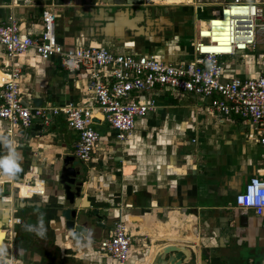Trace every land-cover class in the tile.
I'll list each match as a JSON object with an SVG mask.
<instances>
[{
    "label": "crops",
    "instance_id": "obj_1",
    "mask_svg": "<svg viewBox=\"0 0 264 264\" xmlns=\"http://www.w3.org/2000/svg\"><path fill=\"white\" fill-rule=\"evenodd\" d=\"M248 1L264 6V0ZM122 2L126 0H0V23L14 16L22 34L39 36L44 15L51 12L58 41L66 48L103 44L117 52L156 53L167 61L194 58V7L169 0ZM245 59L250 61L232 66L228 74L257 76L264 45ZM18 63L25 105L97 104L87 73L66 72L55 59L34 50ZM9 67L0 46V79ZM2 91L0 87V103ZM155 94L157 110L138 121L131 140L122 142L107 124L95 122L102 139L87 163L74 154L79 134L64 115L51 114L49 124L39 121L31 129L0 118V159L8 155L5 141L17 159L13 173L0 172V264H120L98 249L119 220L135 235L126 264H152L171 245L190 251L183 264H264L263 217L241 212L235 202L262 169L252 129L213 111L208 98ZM69 159L81 168L85 182L75 221L78 230H89L78 239L61 215L62 187L56 181ZM146 250L151 252L142 258Z\"/></svg>",
    "mask_w": 264,
    "mask_h": 264
},
{
    "label": "built area",
    "instance_id": "obj_2",
    "mask_svg": "<svg viewBox=\"0 0 264 264\" xmlns=\"http://www.w3.org/2000/svg\"><path fill=\"white\" fill-rule=\"evenodd\" d=\"M184 2L194 8L220 7L221 11H213V19L224 20L222 25L208 27L209 35H203L204 20H196L199 28L192 42V60L167 61L156 53L117 52L103 44L66 48L58 41L53 13L44 15L45 30L39 36L22 34L16 18L11 16L0 23V46L10 61L7 79L0 83V118L31 129L39 121L49 124L51 114L64 115L68 126L79 134L74 154L87 163L93 160L102 139L95 122L107 124L124 142L134 138L139 120L157 110L158 100L153 97L157 90L208 98L211 109L222 117H235L248 124L252 129L250 138L261 148L262 169L249 179L235 202L241 212L252 210L264 221V63L255 77L228 74L229 63L237 55L247 56L259 44L264 45V6L248 0ZM31 50L40 57L55 59L66 72L87 73L88 87L97 104L25 105L18 58ZM134 238L129 225L119 220L109 237L98 243V249L126 264L134 251Z\"/></svg>",
    "mask_w": 264,
    "mask_h": 264
},
{
    "label": "water",
    "instance_id": "obj_3",
    "mask_svg": "<svg viewBox=\"0 0 264 264\" xmlns=\"http://www.w3.org/2000/svg\"><path fill=\"white\" fill-rule=\"evenodd\" d=\"M146 0H131L126 2H122L128 5L139 4L145 2ZM115 3H119L115 1ZM172 9H177L179 6H170ZM193 7V6H192ZM216 8H208L198 6L191 10V14L194 19L198 20H210L216 17L213 14V11H217ZM35 106L41 107L42 103L39 104V101L34 102ZM39 129L38 126L35 129ZM42 128V127H41ZM58 179L56 181L59 185H61L62 200L59 201L61 205V215L66 220V228L68 230H76L73 235V238L78 239L81 237L83 232L89 230L88 227L83 226L80 229H77L76 219L80 217V212L78 211V207L81 204V198L85 189V182L80 179L82 175L81 168H78L74 165V159H69L63 162V165L59 169ZM84 207V206H83ZM98 212V210H96ZM242 219H246L247 217L242 216ZM190 251L184 247L178 246H168L163 251H161L155 258L152 264H183L184 260L189 255Z\"/></svg>",
    "mask_w": 264,
    "mask_h": 264
},
{
    "label": "clouds",
    "instance_id": "obj_4",
    "mask_svg": "<svg viewBox=\"0 0 264 264\" xmlns=\"http://www.w3.org/2000/svg\"><path fill=\"white\" fill-rule=\"evenodd\" d=\"M5 146L8 148V155L0 159V172L3 174H11L17 167V159L11 144L5 141Z\"/></svg>",
    "mask_w": 264,
    "mask_h": 264
},
{
    "label": "bare ground",
    "instance_id": "obj_5",
    "mask_svg": "<svg viewBox=\"0 0 264 264\" xmlns=\"http://www.w3.org/2000/svg\"><path fill=\"white\" fill-rule=\"evenodd\" d=\"M170 3H180L181 0H169ZM235 10H238V9H235ZM239 10H242V9H239ZM222 19V18H221ZM221 19H212L210 21L208 20H204L203 21V26H204V29H203V35H209L208 32L210 31L208 29V27H216L217 25H222L224 20H221ZM217 35V34H215ZM205 49L208 50L209 48L205 46ZM220 50V49H218ZM7 79V76L5 74H3L1 76V83L3 82V80H6Z\"/></svg>",
    "mask_w": 264,
    "mask_h": 264
},
{
    "label": "rangeland",
    "instance_id": "obj_6",
    "mask_svg": "<svg viewBox=\"0 0 264 264\" xmlns=\"http://www.w3.org/2000/svg\"><path fill=\"white\" fill-rule=\"evenodd\" d=\"M184 1H186V0H184ZM185 2H182V3H179V5L180 4H184ZM178 5V4H177ZM186 5V4H185ZM185 8H187V6L185 7ZM218 10H220L221 11V8H217ZM192 24H193V30L195 31V36H196V34H197V30H198V28H199V23H196V19H195V21H193L192 20ZM195 23L197 24L196 26H195ZM195 27H196V29H195ZM189 45V44H188ZM258 54V53H257ZM250 60H248V59H245V55H237L236 56V60L235 61H233V62H230L229 63V69L233 66H237V65H244V64H246V63H248ZM150 252H151V250H150ZM150 252H149V250H146L145 251V253L142 255V258H146L145 256H147L148 254H150Z\"/></svg>",
    "mask_w": 264,
    "mask_h": 264
},
{
    "label": "flooded vegetation",
    "instance_id": "obj_7",
    "mask_svg": "<svg viewBox=\"0 0 264 264\" xmlns=\"http://www.w3.org/2000/svg\"><path fill=\"white\" fill-rule=\"evenodd\" d=\"M184 16L182 15V17L181 16H178V18L180 19V18H183ZM177 18V19H178ZM178 23H179V21H178ZM178 25V24H177ZM165 32H167V33H170V31H165Z\"/></svg>",
    "mask_w": 264,
    "mask_h": 264
}]
</instances>
